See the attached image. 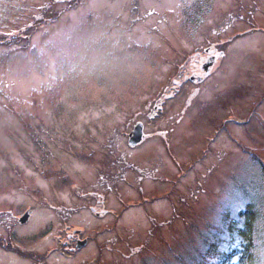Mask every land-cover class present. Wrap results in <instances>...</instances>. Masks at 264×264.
<instances>
[{
	"label": "rangeland",
	"instance_id": "374dc122",
	"mask_svg": "<svg viewBox=\"0 0 264 264\" xmlns=\"http://www.w3.org/2000/svg\"><path fill=\"white\" fill-rule=\"evenodd\" d=\"M0 39V264H264V0H0Z\"/></svg>",
	"mask_w": 264,
	"mask_h": 264
},
{
	"label": "trees",
	"instance_id": "16d2710c",
	"mask_svg": "<svg viewBox=\"0 0 264 264\" xmlns=\"http://www.w3.org/2000/svg\"><path fill=\"white\" fill-rule=\"evenodd\" d=\"M1 40V39H0ZM2 41V40H1ZM0 43H3V42H0ZM259 161V160H258ZM261 164H262V162H261ZM262 174H263V176H264V166H262ZM239 216L240 217H244V228L242 229V231H239V233H240V235H241V237H243V240H246L247 242H248V244L246 243V247H249V245H250V242H251V229H252V225H253V221L255 220V219H253L254 218V212H253V208H252V206H250V205H247L246 206V210L245 211H243V212H241L240 214H239ZM232 254H233V252H231V254H228V256L227 257H230V256H232ZM245 253H243V255H244ZM27 255V254H26ZM32 254H29V255H27V257H29V256H31Z\"/></svg>",
	"mask_w": 264,
	"mask_h": 264
},
{
	"label": "water",
	"instance_id": "95a60500",
	"mask_svg": "<svg viewBox=\"0 0 264 264\" xmlns=\"http://www.w3.org/2000/svg\"><path fill=\"white\" fill-rule=\"evenodd\" d=\"M142 128L141 125L138 124L134 127V130L131 132V134L129 135V143L132 145L137 144L138 142H140L142 140ZM28 214L25 213L21 218L20 221L23 223L25 222L28 218Z\"/></svg>",
	"mask_w": 264,
	"mask_h": 264
},
{
	"label": "flooded vegetation",
	"instance_id": "af4514ba",
	"mask_svg": "<svg viewBox=\"0 0 264 264\" xmlns=\"http://www.w3.org/2000/svg\"><path fill=\"white\" fill-rule=\"evenodd\" d=\"M75 235L76 234L66 235L67 239H65L61 245V248L64 251H70V253H72L73 251L77 250V248H75V246L78 243V241L80 240V237H79V234L77 236H75ZM86 242L83 243L82 245L86 244Z\"/></svg>",
	"mask_w": 264,
	"mask_h": 264
}]
</instances>
